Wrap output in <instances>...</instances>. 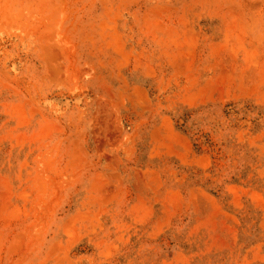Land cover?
Instances as JSON below:
<instances>
[{
    "label": "rangeland",
    "instance_id": "1",
    "mask_svg": "<svg viewBox=\"0 0 264 264\" xmlns=\"http://www.w3.org/2000/svg\"><path fill=\"white\" fill-rule=\"evenodd\" d=\"M0 264H264V0H0Z\"/></svg>",
    "mask_w": 264,
    "mask_h": 264
}]
</instances>
